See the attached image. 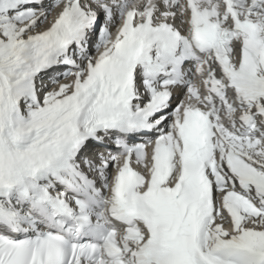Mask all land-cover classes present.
Wrapping results in <instances>:
<instances>
[{
	"label": "snow or ice",
	"instance_id": "obj_1",
	"mask_svg": "<svg viewBox=\"0 0 264 264\" xmlns=\"http://www.w3.org/2000/svg\"><path fill=\"white\" fill-rule=\"evenodd\" d=\"M0 264H264V0H0Z\"/></svg>",
	"mask_w": 264,
	"mask_h": 264
},
{
	"label": "bare ground",
	"instance_id": "obj_2",
	"mask_svg": "<svg viewBox=\"0 0 264 264\" xmlns=\"http://www.w3.org/2000/svg\"><path fill=\"white\" fill-rule=\"evenodd\" d=\"M46 2H48V0H46ZM51 20H52V17L50 16V17H49V22H48L49 24L51 23ZM47 26H48L47 24L44 25V27H47ZM226 226H227V225H226Z\"/></svg>",
	"mask_w": 264,
	"mask_h": 264
}]
</instances>
